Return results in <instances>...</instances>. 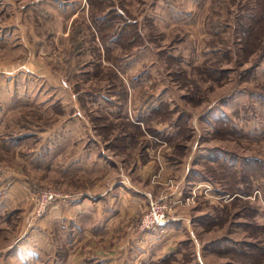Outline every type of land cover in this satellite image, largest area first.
Listing matches in <instances>:
<instances>
[{
    "label": "rangeland",
    "instance_id": "obj_1",
    "mask_svg": "<svg viewBox=\"0 0 264 264\" xmlns=\"http://www.w3.org/2000/svg\"><path fill=\"white\" fill-rule=\"evenodd\" d=\"M2 1L0 246L13 242L24 226L11 193L24 195L17 203L30 206L44 188L61 193L55 201L78 197L94 188L93 159L130 167L129 159H154L157 151L146 148L157 135L166 140L157 148L161 157L183 160L189 170L193 159H207L202 174L214 191L198 190L193 205L170 215L198 224L150 230L151 237H179L183 250L155 243L145 245L143 255L136 245L124 259L264 264V0H87L64 5L62 12L44 0ZM95 91L119 96L122 109L115 112ZM158 98L161 110L145 127L133 124L143 100L153 105ZM159 121L167 125L164 132L155 128ZM82 159L86 174L79 176ZM254 161H261V173L249 168ZM170 168L166 182L159 173L151 176L161 193L152 199L175 190L178 172ZM224 192L241 197L221 199ZM192 193L185 190L181 198ZM106 236L91 241L109 252L115 244ZM239 243L244 252L230 250ZM21 246L8 251L17 264H38ZM114 252L86 264H115L120 257Z\"/></svg>",
    "mask_w": 264,
    "mask_h": 264
},
{
    "label": "crops",
    "instance_id": "obj_2",
    "mask_svg": "<svg viewBox=\"0 0 264 264\" xmlns=\"http://www.w3.org/2000/svg\"><path fill=\"white\" fill-rule=\"evenodd\" d=\"M44 1L46 3L54 2L58 4L57 6L61 12L64 5H84V3L87 2V0ZM4 3L5 1L0 2V14L3 16V23L6 15L5 11H7ZM79 10L80 7L71 12L69 18H74ZM63 11L65 12L64 9ZM3 23L1 34H4L3 32L6 30V25H3ZM122 78L127 81L126 76ZM143 81L144 77L140 79V82ZM94 93L96 98L98 95V99L100 95L106 105L113 108L115 112H119L122 109L121 105L118 103L119 96L111 95L113 93H106L104 91H100L99 93L95 91ZM113 96L116 98L114 99ZM155 96H160V94H155ZM146 101L147 100H143L139 117L135 120L131 118L133 124L145 127V123L150 117L161 110V98H158L157 102L153 105H151L149 101ZM155 128L159 132H164L167 130V125L159 121ZM154 138L155 139L149 142L146 149H154L150 150L149 153L157 151L158 157L156 156L154 159H129L130 162H133L131 167L128 162H118L116 159H93L95 165L93 190H89L88 188L82 190L80 193L81 195L78 197L70 196L65 200L54 201L42 215H37L36 203L32 206H30V203L19 205L17 202L20 200L19 198L21 196H14V193L10 192L11 195L16 198L15 213L17 212L20 218L23 217L22 222L24 226L21 230H18L17 238H15L13 242H6V245L0 246V263L5 260V264H17L16 261L18 257L14 253L8 251H18L21 244L23 245L20 250L23 251L24 254H30L31 261L38 264H45V262H47V264H86L90 259L101 261L104 259V256H108L106 253L112 251H115L114 255L116 256V260L120 257L119 261L115 262V264H162L163 259L155 260V263H146L145 260L139 261L136 257L131 259L127 256L124 259L123 255L130 252L136 245H139V249H142L144 255L146 249L145 245L155 243H161L162 245L170 244V246H168L169 251L172 250L174 252L178 248L179 250H183L179 237L166 235L151 237L149 235L150 231L142 232L138 227L139 216L145 208H147L149 197L158 198L159 195H161V193L159 194L158 185L155 186L154 183H152L151 176L159 173V175H162V181L166 182L170 177L169 173L173 171L170 167H175L178 174L172 178L175 181L174 184L176 183V188L168 194L173 198H181L183 191L188 189L196 193L200 190V193L206 192V194L209 195L212 193V190L214 191L215 185H213L214 183L211 182L208 177L202 174V172L205 173V167H203V163L201 162L207 159H200L199 161L193 159L192 170H189L188 164H183V160L166 159L164 155V157H161L162 155L159 149L163 147H161V145L164 144L166 140L157 135H155ZM103 155L107 157L106 153H103ZM82 160L83 166L79 167V176L86 174L87 159ZM191 160L192 159H190V161ZM224 160L230 165L231 162L229 163L227 159ZM78 161L80 162V159H78ZM73 163L76 164V159H73ZM246 163L247 162L244 163L245 168ZM213 193L215 194V192ZM23 197L24 195H22L21 198ZM219 197H222L221 199L227 198L232 201L241 197V195L238 193L231 196L224 192V194ZM10 199L12 198L10 197ZM180 215H177L175 218L172 216L167 223H162L157 228H160L162 231H168L177 226H190L191 223L194 225L198 224L192 220L190 221L184 216L180 217ZM87 228H91L94 234H90ZM122 228L124 229L121 230L123 238L117 243L115 239L119 238L117 233ZM104 235H107L105 237L106 241L115 244L114 250L112 249L109 252H105L106 249H104L103 243H92V238L104 240ZM82 238L84 239L80 240ZM192 240L198 243L195 237H192ZM87 251V255L83 257L84 254L82 253ZM90 253H92L91 258L87 257ZM177 254L178 253H176V255ZM179 254L182 255V253ZM196 255L197 260H199L200 252L196 253ZM200 262L204 264L201 259Z\"/></svg>",
    "mask_w": 264,
    "mask_h": 264
},
{
    "label": "built area",
    "instance_id": "obj_3",
    "mask_svg": "<svg viewBox=\"0 0 264 264\" xmlns=\"http://www.w3.org/2000/svg\"><path fill=\"white\" fill-rule=\"evenodd\" d=\"M62 197L61 193L54 188H44L36 193L37 215H42L52 205V203ZM168 198L149 199L148 209L141 217L139 229L142 232H147L157 228L162 223H167L170 220V215L174 213V209L179 206H190L195 203L197 193L193 192L187 198Z\"/></svg>",
    "mask_w": 264,
    "mask_h": 264
},
{
    "label": "trees",
    "instance_id": "obj_4",
    "mask_svg": "<svg viewBox=\"0 0 264 264\" xmlns=\"http://www.w3.org/2000/svg\"><path fill=\"white\" fill-rule=\"evenodd\" d=\"M247 163H249V162H247ZM255 164V165H254ZM250 166H252V167H250ZM249 168H253L252 170H254L255 172H262V163H261V161H254V163L252 164V163H249ZM243 245V247L245 246L243 243H239V244H237L236 246H234V247H232L230 250L231 251H234V252H236V251H238V252H241L243 249H241V246L240 245ZM248 246H252V245H248ZM247 246V247H248ZM253 247V246H252ZM249 248V247H248ZM242 252H244V251H242Z\"/></svg>",
    "mask_w": 264,
    "mask_h": 264
},
{
    "label": "bare ground",
    "instance_id": "obj_5",
    "mask_svg": "<svg viewBox=\"0 0 264 264\" xmlns=\"http://www.w3.org/2000/svg\"><path fill=\"white\" fill-rule=\"evenodd\" d=\"M67 197V196H66ZM143 205V204H142ZM36 209H37V207H36Z\"/></svg>",
    "mask_w": 264,
    "mask_h": 264
}]
</instances>
